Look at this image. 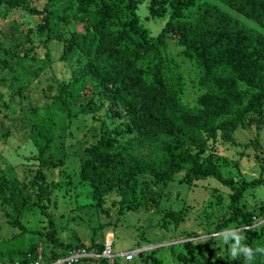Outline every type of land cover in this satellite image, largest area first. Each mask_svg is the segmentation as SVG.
<instances>
[{
	"label": "trees",
	"instance_id": "1",
	"mask_svg": "<svg viewBox=\"0 0 264 264\" xmlns=\"http://www.w3.org/2000/svg\"><path fill=\"white\" fill-rule=\"evenodd\" d=\"M143 1L73 0L64 7L66 12L71 10L70 16L60 15V19L69 18L82 29L67 36L48 35L62 43L61 58L73 53L80 60L78 72L61 82L42 107L28 112L32 121L29 135L37 151L31 157L37 163L33 176L19 184L0 173V199L10 204L15 218L9 222L19 229L11 238L0 240L1 263L31 264L37 258L36 245L26 246L24 235L29 230L19 217L29 202L49 216L56 182L47 181L44 169L64 164L63 158L48 155L57 134L56 118L59 113L69 120L74 118L86 110L83 100L87 103L95 97L102 104L106 102L109 116L125 120L121 131L116 130L121 138L101 126L97 141L85 146L79 157L77 180L90 186L100 213L110 216L104 204L111 192L118 196L110 201L111 206L153 207L151 184H167L179 173L183 174L180 181L188 184L213 177L231 190L228 215L218 219L215 229L221 231L234 222L241 228L244 246L253 250V258L246 261L243 253L241 259L218 255L212 247L214 239L209 237L185 240L182 245L186 251L176 253V259L181 264H264V253L256 251L264 248V243H259L264 220L259 228H253L255 214L238 204L243 192L264 183V178L236 185L223 175L212 152H207L218 137L234 143L237 129L264 124V0H149L151 17L168 13L156 36L139 22L136 10ZM3 6L41 15L36 29L48 30L47 10L34 5V0H0V12ZM172 37L181 55L199 73L201 92L194 105L182 100L184 75L167 50V39ZM22 56L36 59L34 54ZM5 60L0 59L2 67L8 66ZM98 109L99 105L93 104L88 110L95 113ZM250 143L255 145L256 140ZM261 159L264 161V150ZM29 190H34V199ZM261 213L264 216V203ZM183 215L182 209L167 207L162 226L168 219L178 226ZM48 218L52 230L47 235L52 237L56 229L51 216ZM74 247L101 251L103 242L92 239L89 245L78 243L70 249ZM158 248L143 256L141 264H161L155 256ZM87 261L114 264L108 257L84 258L73 264Z\"/></svg>",
	"mask_w": 264,
	"mask_h": 264
},
{
	"label": "rangeland",
	"instance_id": "2",
	"mask_svg": "<svg viewBox=\"0 0 264 264\" xmlns=\"http://www.w3.org/2000/svg\"><path fill=\"white\" fill-rule=\"evenodd\" d=\"M72 3L73 0H34V5L47 10L49 28L45 32L36 29L41 15L7 6H3L0 12V59L5 58L8 65L2 67L0 64V173L17 180L19 184L31 178L37 169L35 159L31 158L37 151L29 135L32 121L28 112L42 107L61 82L69 80L73 72H78L80 60L73 53L66 59L61 58L62 43L48 37L67 36L74 30L82 29L81 24L69 18L66 21L60 19V15L70 16L71 10L66 12L64 7ZM148 5L149 0L139 3L136 13L140 24L147 28L150 35L156 36L164 26L168 13L153 18ZM167 50L177 59L184 75L182 100L194 105L201 92L197 86V68L181 55L175 37L167 39ZM7 51L16 54L12 56ZM23 53L34 54L36 59L23 57ZM83 101L86 110L74 118L69 120L65 114H58L57 134L48 155L54 159L63 158L64 164L44 169L47 181L56 182L47 209L56 233L52 237L47 235L52 230L49 216L42 215L29 202L19 217L29 230L24 235L26 246L34 244L38 253L49 256L67 251L78 243L89 245L92 239L102 243L111 237L113 257L110 259L114 264H141L142 257L158 247L155 256L161 264H181L175 254L186 251L182 245L185 240L202 241L212 237V247L218 255L241 259L242 253L236 257L231 254V246L236 243L235 235L241 237L240 244L244 246L241 228L230 222L221 231L215 229L218 219L228 215L231 190L213 177L188 184L180 181L183 174L179 173L167 184H151L153 207L144 204L136 209L111 206L110 201L118 199L111 192L105 196L104 204L110 216L100 213L92 200L90 186L77 180L79 157L85 146L97 141L101 126L110 135L121 138L119 131L125 126V120L109 116L106 102L102 104L95 97L90 102ZM93 104L99 105L95 113L88 110ZM117 129L119 131L116 132ZM234 138L235 142L230 143L218 137L210 143L207 151L212 152L223 175L236 185L257 177L264 178V161L261 159L264 124L260 128H239ZM252 140H256L255 145L250 143ZM29 191L31 199H34V190ZM263 203L264 183L249 186L238 202L243 210L255 214L253 228H259L263 223ZM167 207L183 210L178 226L170 219L165 227L162 226ZM12 213L10 204L0 199V240L9 239L19 232L18 227L9 222L15 218ZM259 243H264V235ZM136 249L142 253L131 260L124 259V252Z\"/></svg>",
	"mask_w": 264,
	"mask_h": 264
},
{
	"label": "built area",
	"instance_id": "3",
	"mask_svg": "<svg viewBox=\"0 0 264 264\" xmlns=\"http://www.w3.org/2000/svg\"><path fill=\"white\" fill-rule=\"evenodd\" d=\"M113 240L111 237L103 242V248L98 251L96 248L87 249L85 247H74L60 254L58 257L43 256L39 253L37 258L31 264H73L84 258L113 257L112 253ZM138 250H128L123 253L125 260H131L137 254Z\"/></svg>",
	"mask_w": 264,
	"mask_h": 264
},
{
	"label": "clouds",
	"instance_id": "4",
	"mask_svg": "<svg viewBox=\"0 0 264 264\" xmlns=\"http://www.w3.org/2000/svg\"><path fill=\"white\" fill-rule=\"evenodd\" d=\"M234 239H235L236 243L231 246L232 256L236 257L238 255V253H243L246 261L251 260L253 258V250L250 247L241 246V244H240L241 237L240 236L235 235ZM256 251L264 253V248H257Z\"/></svg>",
	"mask_w": 264,
	"mask_h": 264
}]
</instances>
